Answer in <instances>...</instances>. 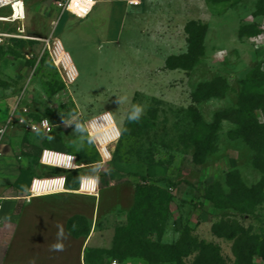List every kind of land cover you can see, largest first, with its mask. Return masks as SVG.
<instances>
[{"label": "rangeland", "instance_id": "374dc122", "mask_svg": "<svg viewBox=\"0 0 264 264\" xmlns=\"http://www.w3.org/2000/svg\"><path fill=\"white\" fill-rule=\"evenodd\" d=\"M24 1L25 19L0 22V115L19 107L7 136L15 153L23 141L51 146L76 155L82 173L99 176L108 214L91 243V264H203L208 256L191 244L176 252L156 247L174 245L185 231L216 246L217 264H236L233 238L216 232L221 220L237 219L264 237V127L247 128L253 116L264 123V0H147L137 20L126 0H97L85 18L61 13L57 0ZM22 13L18 6L16 16ZM191 20L207 27L203 54L190 68H169L168 56L188 49ZM55 38L74 60L73 80L53 53ZM215 79L222 82L216 94L195 100L199 85ZM246 91L263 100L245 102ZM117 96L127 99L119 104ZM137 103L144 115L125 124ZM105 112L119 136L103 161L88 122ZM42 117L50 119L52 132L32 133L27 121ZM76 124L87 132L76 133ZM206 134L212 147L199 159L196 144ZM26 156L28 169L21 168L19 179L38 168L37 157ZM239 185L256 192L240 210L228 197ZM54 250L52 264L69 254L77 261L76 244ZM44 255L38 254V264H46ZM251 264L264 259L254 254Z\"/></svg>", "mask_w": 264, "mask_h": 264}, {"label": "crops", "instance_id": "0c3cea01", "mask_svg": "<svg viewBox=\"0 0 264 264\" xmlns=\"http://www.w3.org/2000/svg\"><path fill=\"white\" fill-rule=\"evenodd\" d=\"M130 1L132 0H126V3L135 6L130 14L133 20H137L142 14L141 7L147 0H135L133 3ZM12 109L4 118L0 115V125L7 121ZM14 126L15 123L5 133L0 155V264H38L37 256L43 254L44 250V256L48 259L46 264H52L56 244H62L65 250L76 244L78 257L75 264H91V243L97 238L99 222L108 214L101 204L99 190L95 193H84L80 189V181L77 187H69L65 179L60 190H48L26 199L34 177L66 174L65 169L40 161L42 149L53 148L51 146L39 147L23 141L19 150L21 153H15L12 138L7 139ZM26 155L36 156L38 161V168L33 171L30 181L28 177L18 178L22 167L28 169ZM77 162L82 169L84 164L78 161V157ZM43 170L48 171L45 173ZM84 175L88 174L82 173ZM77 218L81 221L87 220V225L81 224L80 220L79 223L76 222ZM61 229L63 235H60ZM68 257L74 256L69 254L60 257L59 262L74 264Z\"/></svg>", "mask_w": 264, "mask_h": 264}, {"label": "trees", "instance_id": "16d2710c", "mask_svg": "<svg viewBox=\"0 0 264 264\" xmlns=\"http://www.w3.org/2000/svg\"><path fill=\"white\" fill-rule=\"evenodd\" d=\"M248 26H244L242 31L247 29ZM186 32L188 33L187 41H188V49L186 52L180 53L178 55L172 54L168 56L166 59V66L169 68H190L192 67L200 56L203 54L204 49V37L206 35L207 27L203 23H199L195 20H191L186 24ZM55 37L58 35L54 34ZM222 83L220 79H215L209 82H204L199 85L197 91L194 93V99L199 100L200 98H208L210 96H214L217 91V87ZM263 100L262 94L257 93H248L245 94L244 101L247 103H257ZM233 114L236 112L232 110ZM195 112V120L201 126L205 124L203 118L200 116L197 110ZM125 124H128V121H125ZM260 127H264V123H259L252 118V122L247 125V128L252 131L255 129H260ZM260 131V130H259ZM52 132V131H51ZM49 134V133H48ZM122 134H124V129L122 130ZM211 134H213L211 132ZM257 134V132L255 133ZM258 135V134H257ZM213 142V141H212ZM211 138L210 134H206L203 139H201L196 144V157L199 159H203L205 157L206 152L211 149ZM67 152V151H66ZM97 152V150H96ZM101 160V157H99ZM83 168V167H82ZM66 174V183L69 187H77L79 185L80 177L82 176V169L79 167L73 170H65ZM31 176L28 181L31 180ZM140 190L139 194L143 192L145 194V189L138 185ZM137 188V190H138ZM138 194V192H137ZM256 192L250 188H242L239 185L231 195H229L230 206H233L236 209L242 208V203L247 201V199L251 200ZM228 204V203H227ZM216 232L220 235H225L230 238H233L232 252L236 257V264H251L254 254L260 255L264 259V237L258 238L251 234L247 229H245L237 219H233L228 217V219L221 220L215 227ZM187 230V229H185ZM193 246V248H200V257L206 255L208 257H204L203 264H217L220 261V256L216 249V246H212L209 244H205L203 241L196 242V240H192L190 233L185 231L181 239L175 243L174 245L166 246V245H156V247H164L167 249H174L173 251L181 250L183 247ZM192 248V249H193Z\"/></svg>", "mask_w": 264, "mask_h": 264}, {"label": "built area", "instance_id": "2783aa9c", "mask_svg": "<svg viewBox=\"0 0 264 264\" xmlns=\"http://www.w3.org/2000/svg\"><path fill=\"white\" fill-rule=\"evenodd\" d=\"M21 2L23 6V13L15 14V4ZM131 3L135 0L130 1ZM97 0H57V7L61 10V13L69 12L78 18L87 17ZM26 17L25 1L24 0H0V22H15L23 20ZM18 31L23 33L25 30L19 28ZM0 35L4 33L0 32ZM19 109L18 105L15 104L11 114L9 115L7 121L0 125V155H2V143L5 133L9 127H12L16 121V111ZM24 112H28V108L25 106L23 108ZM27 128L33 132H42L48 134L52 131V125L48 117H42L40 119H29L26 123ZM89 128V126H88ZM90 129V128H89ZM104 138H106L104 136ZM103 138V140H104ZM96 142L101 151L102 160L106 161L111 158V153L109 150L101 146V140L95 138ZM40 161L43 164L62 168L65 170L77 169L81 165L77 162V157L74 154L68 153L66 151H61L53 148H43ZM95 176L84 175L80 179V189L84 193H95L98 189V180L94 179ZM66 176L64 175H51L44 177H34L30 186V193L26 195V199H30L35 194L42 193L45 188L54 190H60L65 184Z\"/></svg>", "mask_w": 264, "mask_h": 264}, {"label": "bare ground", "instance_id": "6f19581e", "mask_svg": "<svg viewBox=\"0 0 264 264\" xmlns=\"http://www.w3.org/2000/svg\"><path fill=\"white\" fill-rule=\"evenodd\" d=\"M18 6L20 7V9H22V12H23V6L21 4H18V5L15 4V10L17 11ZM16 11H15V14H16ZM53 53L56 59L58 60V62L64 68L68 78L70 80L75 79L77 68L75 66V63H74V60L71 54L66 50L60 38H55L54 40ZM88 126L91 130V133L94 135V137L101 140V146L110 151V146L118 139V136H119V131L117 129V126L115 124V120L113 119V117L109 113L105 112L101 115H98L92 118L88 122ZM104 136L106 138H104ZM48 190H52V189L45 188L43 192L48 191Z\"/></svg>", "mask_w": 264, "mask_h": 264}, {"label": "clouds", "instance_id": "9594fccd", "mask_svg": "<svg viewBox=\"0 0 264 264\" xmlns=\"http://www.w3.org/2000/svg\"><path fill=\"white\" fill-rule=\"evenodd\" d=\"M117 98H118L119 104L124 103L125 100L127 99L126 97H123V96H117ZM144 113H145V107L142 104H139V103L133 104L131 106V110L127 114V121L130 123L139 122L142 116L144 115ZM75 132L78 134H85L87 132V128L81 124H76ZM93 171L98 172V169H94ZM94 179L98 180L99 176L97 175L96 177H94ZM60 235H63L62 229H61ZM54 247L56 249H60L62 246L60 244H56L54 245Z\"/></svg>", "mask_w": 264, "mask_h": 264}]
</instances>
